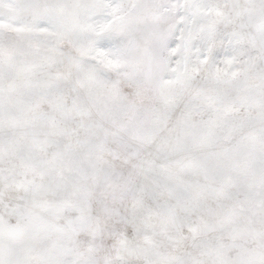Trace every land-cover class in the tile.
Wrapping results in <instances>:
<instances>
[{
    "label": "snow or ice",
    "instance_id": "6c2138e0",
    "mask_svg": "<svg viewBox=\"0 0 264 264\" xmlns=\"http://www.w3.org/2000/svg\"><path fill=\"white\" fill-rule=\"evenodd\" d=\"M0 264H264V0H0Z\"/></svg>",
    "mask_w": 264,
    "mask_h": 264
}]
</instances>
